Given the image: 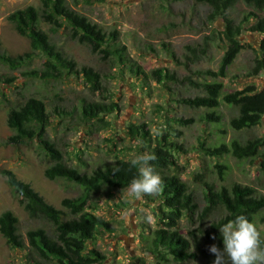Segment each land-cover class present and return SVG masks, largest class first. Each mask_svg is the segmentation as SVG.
<instances>
[{
  "label": "rangeland",
  "instance_id": "1",
  "mask_svg": "<svg viewBox=\"0 0 264 264\" xmlns=\"http://www.w3.org/2000/svg\"><path fill=\"white\" fill-rule=\"evenodd\" d=\"M70 7L97 24L109 38L111 47L121 52L123 61L105 54L93 53L73 39L67 31L44 25L51 42L69 59L81 67L92 68L103 78L105 92H94L85 84L82 76L65 75L50 81L30 76V72L43 70L46 58L41 54L27 66L13 71L0 65V74L12 78V83L0 86V216L10 211L18 219V233L24 248H14L0 233V264H57L44 261L31 253L27 239L29 230L44 228L53 235L47 222L29 218L23 206V198L9 183L7 172L17 180L28 183L47 203L65 213V199L82 194V188L64 179L50 180L45 170L52 165L40 148L38 140L16 145L8 142L14 132L7 124L11 108L30 97L42 99L51 113L60 109L61 115L52 116L47 138L63 153L69 165L82 173L93 174L98 169L115 165L117 161H132L141 153H150L157 139L165 145H173L169 152L177 163L174 173L186 182L197 210L194 217L182 218L179 229L191 243L190 260L181 264H213L215 255L209 252L211 245L222 249L219 232L212 230L213 223L225 216L221 206L204 212L207 202L204 181L216 190L231 188L234 184L248 186L258 197L264 196V145L254 158L239 159L232 153L219 157L207 154L233 142L245 145L248 141L264 140V117L253 128L235 130L230 125L237 117L235 107L228 106L222 98L229 93L253 87L264 90V71L253 74L255 59L259 56L261 34L249 31L257 17L243 2L232 8L227 18L235 25L243 26L239 39L243 49L228 67L225 77H212L207 71L218 72L228 42L223 31L226 23L222 17L211 19L212 9L196 0H105L102 3ZM40 0H0V44L2 51L16 57L31 51L30 40L20 36L9 16L17 10L38 7ZM139 68L135 76L132 70ZM165 70L174 80L154 81L151 72ZM143 75H146L143 76ZM223 85L220 106L215 109L218 122L208 121L207 108H196L187 99L204 96L206 83ZM116 103L115 112L101 114L109 126L100 123L86 124L80 121L83 103ZM75 112V116H69ZM145 126V140L133 137L131 129ZM222 166L223 168H220ZM222 169V170H221ZM127 189V188H126ZM123 190L106 188L92 194L96 209L89 210L107 221L109 230L98 229L89 249L99 251L105 261L102 264H177L165 250L155 252L152 246L154 231L162 227L163 212L159 200L147 196L136 200ZM203 214V215H202ZM264 247V210L253 220ZM161 253L166 255L163 258Z\"/></svg>",
  "mask_w": 264,
  "mask_h": 264
},
{
  "label": "trees",
  "instance_id": "2",
  "mask_svg": "<svg viewBox=\"0 0 264 264\" xmlns=\"http://www.w3.org/2000/svg\"><path fill=\"white\" fill-rule=\"evenodd\" d=\"M76 5L80 3L93 4L102 3L105 0H74ZM198 3L208 5L212 9L211 19L222 17L226 26L223 31L224 38L228 42L227 49L220 62L218 72L207 71L212 77H225L228 67L236 60L243 49L239 39L243 26L249 22L250 13L245 17L243 23L235 25L227 18L228 12L238 2H243L255 12L264 13V0H196ZM257 17V21L250 26L249 31L263 35L259 44L260 55L255 59L253 74L260 70L264 71V16ZM17 33L30 40L31 51L16 57L9 56L2 51L0 44V65L7 66L16 71L27 66L38 54L44 56L46 61L43 70L30 72V76L40 80L50 81L63 78L65 75L82 76L86 85L94 92H105L103 78L92 68L81 67L78 69L75 61L69 59L63 52L51 42L49 35L43 29L44 25L52 28L63 29L82 45L89 46L93 53L105 54L112 59L117 56L121 62L123 56L120 51L114 50L111 43L114 38L107 37L106 33L92 23L85 16L73 10L68 0H40L38 7L30 6L26 9L17 10L9 16ZM138 77L141 74L139 68L132 70ZM146 77V75H143ZM154 81L161 83L164 79L174 80L163 69L151 72ZM12 78L0 74V86L12 83ZM1 89V88H0ZM204 96L187 99L186 103L196 108H207L206 119L212 122L220 120L215 109L220 106L223 85L221 83H206L203 85ZM228 106L235 107L238 111L237 117L233 118L230 125L235 130L249 129L258 126L264 117V90L256 91L253 87L226 94L222 98ZM116 103L89 102L83 103L79 112L80 121L93 125L100 123L102 128L109 126L105 120L99 119L101 114L115 112ZM60 109L56 113L48 111L46 103L37 97H30L17 107L11 108L8 114L7 124L14 132L8 139L12 144H26L38 140L40 148L52 162L45 170V176L50 180L64 179L82 188V194L73 199H65L62 204L69 210L65 218L62 210L55 208L35 191L28 183L19 181L11 173L10 185L23 198V206L29 218L42 220L53 228L51 235L44 228H37L27 232V239L32 254L44 261H54L57 264H102L105 257L94 249H89V242L95 240L98 229L109 230L107 221L89 210L96 209L92 194L103 188L112 190L126 189L129 182L137 175V169L131 167V161L119 160L115 165H109L105 169H98L93 174L82 173L78 168L66 162L63 153L55 146V143L47 138L48 128L52 124L53 114L61 115ZM75 116V112L72 113ZM145 126L131 129L133 137L145 140L147 131ZM162 140L157 139L156 145L149 154L156 159L151 163L155 172L160 176L163 186L158 195L147 196L150 200H159L163 212L161 219L162 227L154 231L152 246L155 252L165 250L167 255L173 257L177 264L190 260L191 243L180 232L179 225L182 218L191 219L196 214L197 205L192 194L189 193L186 182L174 173L177 163L169 152L175 146L165 145ZM264 140L256 138L248 141L245 145L233 142L231 146L225 144L214 149H206L207 154L215 157L232 153L239 159L254 158L263 147ZM264 169V161L261 164ZM118 168L119 171L114 169ZM220 168H223L220 166ZM222 170V169H221ZM204 196L207 206L204 212L221 206L225 210V216L218 222L213 223L212 230L219 232V228L234 219L238 215L246 216L253 222L255 217L264 210V196L258 197L255 190L248 186L234 184L231 188L215 187L204 181ZM203 215V214H202ZM19 219L10 211L0 216V233L14 248L23 249L24 245L18 233ZM166 258L164 253H161ZM42 264V263H38Z\"/></svg>",
  "mask_w": 264,
  "mask_h": 264
},
{
  "label": "clouds",
  "instance_id": "3",
  "mask_svg": "<svg viewBox=\"0 0 264 264\" xmlns=\"http://www.w3.org/2000/svg\"><path fill=\"white\" fill-rule=\"evenodd\" d=\"M153 154L141 153L131 161V167L137 169V175L129 182L126 191L136 200L145 196L158 195L163 182L151 163ZM119 171L118 168L114 169ZM223 248L209 247L215 255L213 264H264V247L256 225L244 215H238L220 228Z\"/></svg>",
  "mask_w": 264,
  "mask_h": 264
}]
</instances>
